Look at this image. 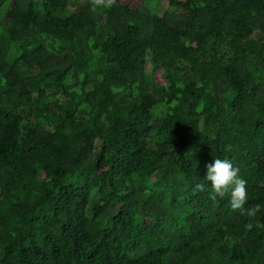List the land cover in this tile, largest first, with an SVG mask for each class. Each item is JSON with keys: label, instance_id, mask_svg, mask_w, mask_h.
<instances>
[{"label": "trees", "instance_id": "obj_1", "mask_svg": "<svg viewBox=\"0 0 264 264\" xmlns=\"http://www.w3.org/2000/svg\"><path fill=\"white\" fill-rule=\"evenodd\" d=\"M0 264H264V0H0Z\"/></svg>", "mask_w": 264, "mask_h": 264}, {"label": "clouds", "instance_id": "obj_2", "mask_svg": "<svg viewBox=\"0 0 264 264\" xmlns=\"http://www.w3.org/2000/svg\"><path fill=\"white\" fill-rule=\"evenodd\" d=\"M117 0H90L93 11L96 9H110L116 4ZM207 174L205 180L211 182L213 190V199L224 198L230 195V207L234 212H239L247 217H255L261 210V205L256 204L252 207H245L248 203L247 180L242 178L239 173L240 169L234 166L233 162L228 158L214 159V162L206 165ZM203 182L197 183L193 191H204ZM253 225L248 223L245 225L247 230H251Z\"/></svg>", "mask_w": 264, "mask_h": 264}, {"label": "rangeland", "instance_id": "obj_3", "mask_svg": "<svg viewBox=\"0 0 264 264\" xmlns=\"http://www.w3.org/2000/svg\"><path fill=\"white\" fill-rule=\"evenodd\" d=\"M173 9L171 8V6H169L168 2L166 1H161L158 3V5L153 9L152 11V14L153 15H157V16H163L164 14L172 11ZM261 34L260 33H256L255 35V38H258L260 37ZM152 68H153V65L148 62L147 65H146V72L149 73V72H152ZM155 78L156 80L158 81L159 84H166V79L163 75V73L160 71L158 73H156L155 75ZM99 147H100V142L98 143Z\"/></svg>", "mask_w": 264, "mask_h": 264}]
</instances>
